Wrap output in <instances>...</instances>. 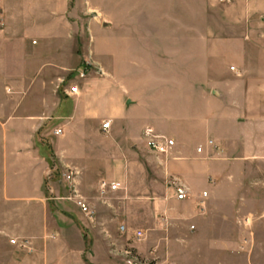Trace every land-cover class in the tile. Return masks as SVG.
<instances>
[{
  "label": "crops",
  "instance_id": "1",
  "mask_svg": "<svg viewBox=\"0 0 264 264\" xmlns=\"http://www.w3.org/2000/svg\"><path fill=\"white\" fill-rule=\"evenodd\" d=\"M65 1L0 0V32H8L0 39V80L18 73L21 86L7 83L6 90L12 98L25 92L3 122L0 201L28 211L46 207V182L59 165L91 186L116 182L123 189L141 181L149 199L165 201L158 207L162 228L199 235L200 242L171 238L159 254L136 229L127 251L161 258L156 264H255L254 220L264 222V193L255 189L264 186V0H195L193 17L192 0H104L110 17L102 25L101 50L92 34L77 61L70 51H58L71 36ZM33 41L40 55L28 51ZM88 62L89 73L79 78L76 71ZM36 74L42 82H35ZM72 84L78 95L67 94ZM26 89L39 91L29 108ZM106 121L111 124L104 130ZM147 128L174 139L172 151H152ZM75 132L103 141L107 176H88L66 153L62 142ZM143 157H150L148 164ZM174 177L188 188V198H177ZM35 227L64 235L41 220ZM140 230L144 237L137 239ZM55 240L32 246L28 264H114L93 249L86 256L84 245L65 236ZM192 250L208 251L214 260L203 258L206 252L194 258Z\"/></svg>",
  "mask_w": 264,
  "mask_h": 264
},
{
  "label": "rangeland",
  "instance_id": "2",
  "mask_svg": "<svg viewBox=\"0 0 264 264\" xmlns=\"http://www.w3.org/2000/svg\"><path fill=\"white\" fill-rule=\"evenodd\" d=\"M194 2L195 0H192V17L195 15ZM31 3L34 5L33 2ZM63 5V20L69 28L70 33L68 34L71 36L69 37V42L63 44V47L58 51L63 53L70 51L77 61L78 57L85 50V47L92 41V34L96 39L97 50H101L103 40L102 25L104 19L110 17L108 15L104 16V11H108V8H105L104 0H67ZM1 9L4 12V8L0 7ZM110 12L113 13L112 10ZM4 34H8V32H0V39H2L1 37ZM36 43V41H33V47L28 49L31 55H40L39 51H36L35 47L39 46ZM24 50L26 52L27 48ZM49 52H51L50 49L48 54ZM66 55L68 56V54ZM29 62L26 61V63ZM35 63H33L32 67H36L35 69H37V62ZM76 63L73 62L75 67ZM70 71L66 70L64 74L66 78L70 77ZM10 74H14V80H0V194L3 192V169L1 168L3 164L4 141L3 122L8 116L13 114L14 105L19 103L25 94L24 91H20L12 98V92H7L5 87L7 83L19 86L22 84L20 81L17 82L21 77L15 75L18 73ZM25 76L29 78L27 74ZM35 77V82H42V75L36 74ZM67 82L68 79L67 81L65 80V83ZM56 90L59 92L58 87ZM25 91L33 99L29 98L27 100L29 104L26 107L29 108L32 105V101L36 104L39 98V91H28V89ZM51 92L56 93L55 90H47V93L50 94ZM9 99L13 102H10ZM50 131L51 129L47 133H51ZM62 145L66 153L84 167L88 176L92 178H97L101 175L107 176L105 153H103L104 143L99 136L75 132L64 139ZM143 158L148 164L150 157ZM68 170L69 168H66V166L60 167L59 165L49 175L45 187L46 191L49 192L47 194L49 198L48 204L44 208L28 211L22 205L13 204L12 206H8L0 201V264H28L29 255L34 253L33 250H30L32 246L38 245L39 242L51 243L56 241V238L58 240L60 236H65L73 245H84L86 256H90L89 250L93 249L102 260L114 264H128V261L132 259V256L129 254L130 251L126 249H129V243L136 241L132 238L133 231L136 229H142L146 232L143 240L151 244L150 250L156 249L159 254L163 252L161 248L163 243H166L171 238L177 241L179 238H185L193 245H198L200 242L199 235L193 237L191 236L193 233L185 234L177 228L174 231L170 230V232L162 228V206L160 209L158 207L159 204L164 205L165 201L161 199L158 204L151 198L149 199L145 194H148L150 190L147 186H142L141 181L137 182L136 186L129 188L124 186L123 189L112 191L109 189L103 190L99 184L91 186L87 183H78L75 180L77 188V194L75 195L65 180ZM70 171L73 170L70 169ZM144 172L143 170H136V173L139 174L144 175ZM147 172L148 179L145 178V181L146 183H150L149 175L152 173L151 169ZM118 173V169L112 170V175L118 176ZM108 181L111 180L108 178ZM255 189L257 193H264V186H259ZM78 199L86 201L91 209L90 213L84 212L78 206ZM255 208L257 207L255 206ZM38 220H41L46 227L52 225L55 228H60L64 232V235L57 234L55 238L50 230L45 233H39L35 227ZM254 221V227L256 228L254 236L257 242L253 251L255 264H264V222L261 220L257 221L256 219ZM123 225L127 229L125 232L121 230ZM129 237L131 238L129 239ZM191 252L195 253L194 258H198V253L206 252L203 258L214 260V255H209L208 251L192 250ZM159 261H161V258L156 257L155 260L153 258L149 260L145 258L142 259V264H156Z\"/></svg>",
  "mask_w": 264,
  "mask_h": 264
},
{
  "label": "built area",
  "instance_id": "3",
  "mask_svg": "<svg viewBox=\"0 0 264 264\" xmlns=\"http://www.w3.org/2000/svg\"><path fill=\"white\" fill-rule=\"evenodd\" d=\"M229 2L234 1V0H228ZM4 25V17L2 11H0V27ZM91 64L88 62L87 65L84 67L79 68L76 71V75L79 78H85L87 74L89 73ZM80 93V89L78 84H72L69 87V90L67 91L68 95H78ZM111 122L106 121L103 123V129L106 130L110 127ZM62 132V129H56L55 134H60ZM144 137L147 143V146L154 152L156 153H163V154H168L172 151V149L175 147L176 142L174 139L168 137L165 134H159L154 131L152 128H147L144 131ZM212 143V141H211ZM198 151H202V147L198 148ZM66 181L69 184L70 190L76 195L77 194V188L75 184V172L70 171L68 174H66ZM172 185L176 189V194L177 198L180 200H184L188 198L189 192L188 188L181 182V180L177 177H174L171 181ZM120 184L116 182L112 183H107L103 182L101 184V187L103 190H117L119 189ZM207 192H204V196H207ZM78 206L86 213H90L91 209L89 205L86 203L84 199H78L77 200ZM124 228V227H122ZM194 228V226H192ZM137 239H142L144 237L143 231H138L136 233ZM129 254L132 256V259L128 261V264H142V258L135 254L134 252L130 251Z\"/></svg>",
  "mask_w": 264,
  "mask_h": 264
}]
</instances>
